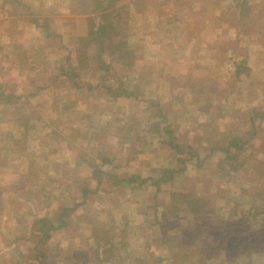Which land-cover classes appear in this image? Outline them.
Returning <instances> with one entry per match:
<instances>
[{
  "label": "rangeland",
  "instance_id": "rangeland-1",
  "mask_svg": "<svg viewBox=\"0 0 264 264\" xmlns=\"http://www.w3.org/2000/svg\"><path fill=\"white\" fill-rule=\"evenodd\" d=\"M231 1L116 0L132 53L118 58L113 31L97 54L98 0H0V264H98L107 246L118 264H235L193 211L183 241L154 232L187 194H205L217 224L247 223L264 196V0ZM169 129L184 157L213 153L176 161ZM184 165L159 191L117 183Z\"/></svg>",
  "mask_w": 264,
  "mask_h": 264
},
{
  "label": "trees",
  "instance_id": "trees-1",
  "mask_svg": "<svg viewBox=\"0 0 264 264\" xmlns=\"http://www.w3.org/2000/svg\"><path fill=\"white\" fill-rule=\"evenodd\" d=\"M116 0H98V7L102 11L97 15V18L99 22L95 26V21H93V18L91 17V32L96 33L97 39H100V42L98 43L97 48V54L104 52V48L106 45H108V38L105 37V33H109L110 31L115 32V36L118 37V41L116 43V53H113V55L118 56V58L126 57L131 58L132 53L127 50V41L125 42V38L120 33L121 28H124L125 23L118 24L115 22L117 19H120L122 14V7H114ZM232 6L234 8H237L238 10L246 3V0H232ZM249 10H247L243 14H247ZM117 23V24H116ZM120 25V26H119ZM96 27V29H95ZM101 35V36H100ZM89 37V36H88ZM95 37V38H96ZM91 40L92 37H89ZM107 43V44H106ZM119 54V55H118ZM236 73L238 71H235ZM74 76V75H73ZM111 87V86H108ZM109 94H113L112 98H118L121 96H124L126 98L134 97L135 93L131 91H127L125 89H122L120 91H112L110 88L108 89ZM9 98V95L2 96V93H0V101L1 97L3 98ZM264 116V115H263ZM168 133L170 134V142H171V148H173L174 154H177L176 161L185 163L186 160L190 158H195L194 165H200L202 161H204V158L209 156L213 153L214 149L211 150V153H208L204 157H201L199 159L197 157V154L193 151L186 152L187 158L182 155L184 152V149L181 147L180 144L176 143L174 141L175 137L172 135L173 131L171 129L168 130ZM239 141L235 139H231V141H228L226 146L222 147V152L225 154V157L230 156V148L239 146ZM178 154H181L178 156ZM187 165V164H186ZM182 168L174 169H161L160 176H157V178L153 179L152 177H140L138 175L133 174L131 177L126 179H118L117 183L119 182H135L138 184V186H143L149 183L152 184L154 191H159L161 188V185L164 184L167 180L172 179L174 177V174L177 172V170H185V166ZM101 172L97 174V180L100 182L101 179ZM115 178V176H114ZM155 194V193H154ZM184 195V194H179ZM203 197H205V194L197 193L195 196H192L190 194H187L186 197L184 196L182 200L176 201L175 203L173 201L167 202L170 204L165 203L163 206V210L169 209L171 211V206L174 210H177L173 213H170L169 215H163L164 218L157 217V220L155 223H157V227L155 228L154 232L157 233L159 237L162 239V242H168L169 233L167 230L169 228H172L175 226L174 234L170 235L174 238H177L176 233H180L179 240L183 241L185 238L182 235L184 226L179 223V220L181 218H184L183 216L186 215V213H192L195 212V215L192 217V220H194L195 224H198L201 227L209 226L211 230L214 229V231H220L222 234V237L219 239H213L214 244L216 246V254L222 252L224 255V258L228 259L231 262H234L235 264H238V260H241L243 258L250 259L256 253L257 255L264 254V196L260 199V202L258 199H253L251 203V207L247 209L245 214H248V222H243L242 216L238 217L236 219H231L230 216L229 219H224L223 222L217 224L219 222V218L217 221L213 220L211 221L210 212L209 209L212 208L209 206V201L203 200ZM256 202V204H255ZM178 210H181L180 212L182 214L179 215ZM256 215H260V223H258V226L249 225V218L253 219ZM221 220V218H220ZM211 223V225H210ZM213 223V224H212ZM43 224H47L48 228H53L52 224H48L47 222H44ZM176 228H179L177 231ZM123 231H125L123 229ZM106 232V231H105ZM107 235V234H106ZM44 240V238H47L48 235L46 232H44L41 236ZM42 238L40 239L41 241ZM104 242L107 244V239L104 238ZM111 240H109L110 244ZM201 242V241H199ZM213 245V244H211ZM114 247V245H113ZM101 254H108L109 257L113 256L114 253L109 249V246L104 247L102 249ZM101 255H97L98 264L102 262V264H118L114 263L112 258L109 259V257H99ZM206 259H210V253H206L205 255ZM104 258V259H103ZM161 257L160 259H162ZM122 259V258H121ZM118 262V261H117Z\"/></svg>",
  "mask_w": 264,
  "mask_h": 264
}]
</instances>
